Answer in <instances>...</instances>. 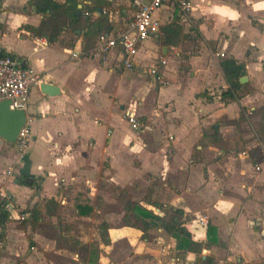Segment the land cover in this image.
I'll list each match as a JSON object with an SVG mask.
<instances>
[{
	"label": "crops",
	"instance_id": "crops-1",
	"mask_svg": "<svg viewBox=\"0 0 264 264\" xmlns=\"http://www.w3.org/2000/svg\"><path fill=\"white\" fill-rule=\"evenodd\" d=\"M28 1L0 0V53L33 67L40 80L26 109L29 148L21 151L0 136V196L8 208L15 204L0 254L10 251L13 232L36 231V240H45V223L33 230L15 221L28 213L24 207L38 205L42 221L104 212L111 242L128 236L134 242L125 264H198L207 257L212 264H264V9L254 8L264 0H211L238 12L223 23L169 0L154 15L160 30L139 43L132 67L120 47L97 53L99 36L88 31L101 14L112 25L109 35L126 29L135 14L132 0H105L91 17L83 13L81 29L66 30L53 43L28 29L44 18ZM78 6L97 5L79 0ZM166 26L179 27L177 43L172 35L163 41ZM228 58L245 67L232 99L223 95ZM42 83L57 85L59 94L43 92ZM127 108L137 128L123 114ZM121 198L167 218L183 211L201 252L180 248L162 228L142 238V230L124 225ZM52 199L57 208L49 214ZM80 204L92 208L84 214ZM209 224L217 242L208 245Z\"/></svg>",
	"mask_w": 264,
	"mask_h": 264
},
{
	"label": "trees",
	"instance_id": "trees-1",
	"mask_svg": "<svg viewBox=\"0 0 264 264\" xmlns=\"http://www.w3.org/2000/svg\"><path fill=\"white\" fill-rule=\"evenodd\" d=\"M104 1L94 0L97 6L80 8L78 6L79 0H65L64 2H59L58 0H29L28 6L38 13H43L44 18L39 26H28V29L36 36L47 38L51 43L56 42L64 31L81 29L84 21V11L94 12L100 9V5ZM88 27V31L94 37H98L102 33L108 34L112 30V25L104 14L91 21ZM162 31L161 37L165 43L171 42L172 37L170 35L173 36L172 42L177 43L179 41V27L166 26L162 28ZM222 68L229 83V89L223 95L226 98H236L238 90L242 87L240 77L245 74V67L242 64H238L235 59L228 58L222 61ZM262 140L264 141V136ZM24 177L31 178V175H25ZM34 182L35 179L33 180ZM33 183L31 182V184ZM28 184L30 183L28 182ZM48 202H52L55 205V209L57 208V204L53 199ZM8 203L9 200L6 198L0 200V241L2 242L6 239V224L10 216ZM123 205L126 212L123 218L124 225L142 230V238H147L152 229L162 228L178 240L180 248L201 252L203 243L193 239L191 232L185 226L187 219H185L183 211L175 210L174 215L171 218H167L136 201L126 199ZM78 206L80 210L85 206L81 210L84 214H87V210L92 208L89 204H80ZM100 231L106 244L111 243L109 224L106 221L101 223ZM207 235L208 245L217 242V228L214 225H208ZM198 264H212V258L200 259Z\"/></svg>",
	"mask_w": 264,
	"mask_h": 264
},
{
	"label": "rangeland",
	"instance_id": "rangeland-1",
	"mask_svg": "<svg viewBox=\"0 0 264 264\" xmlns=\"http://www.w3.org/2000/svg\"><path fill=\"white\" fill-rule=\"evenodd\" d=\"M154 68H156L155 72H153ZM151 71L158 74L157 67H153ZM152 76L150 75V77ZM160 78L162 77L156 76V79ZM123 114L126 115V112ZM150 130L154 131L149 127ZM3 198L4 196L1 195L0 199ZM121 201L122 198L116 204L124 209ZM11 204L15 205L12 202ZM11 204H9V209L12 208ZM38 207V205H34V209L29 206L24 207L26 211L29 210L28 213L19 214L15 221L18 222L19 227L31 226L33 230H36L40 222L45 223V227L48 226L47 230H49L41 231L42 236L46 237L45 240H36V231H28L26 236L15 235L13 232V235L10 234L11 249L7 253L3 251L0 254V264H125L132 257L131 247L134 242L130 236L126 237L127 239L119 238L109 244L104 241L101 231H99V225L106 220L104 212L102 216L95 214L90 219L71 218L67 212L70 216L67 220L55 217L42 221L40 218L43 216ZM108 209L105 208L106 211ZM115 209L114 206L109 211L116 212ZM47 210L49 214L54 212L55 205L52 202L48 203ZM50 223H54L56 231H50ZM117 223V221H113L114 225ZM12 225L14 224L11 223L10 227Z\"/></svg>",
	"mask_w": 264,
	"mask_h": 264
},
{
	"label": "built area",
	"instance_id": "built-area-1",
	"mask_svg": "<svg viewBox=\"0 0 264 264\" xmlns=\"http://www.w3.org/2000/svg\"><path fill=\"white\" fill-rule=\"evenodd\" d=\"M169 0H132L135 8L133 21L129 26L115 35L100 34L96 52H108L120 47L124 52V64L132 67L138 53L139 43L160 30V22L154 16ZM180 8L185 13L192 10L191 0H178ZM93 13L84 11L85 17ZM74 53V56H77ZM163 63L166 61L163 60ZM156 68L153 69V72ZM40 82L34 68L9 54L0 53V101L10 100L12 109L26 110L31 88ZM126 116L134 127H138V118L131 109H126ZM29 129L25 125L19 133L17 143L21 151L29 148ZM12 170H9L11 173Z\"/></svg>",
	"mask_w": 264,
	"mask_h": 264
},
{
	"label": "water",
	"instance_id": "water-1",
	"mask_svg": "<svg viewBox=\"0 0 264 264\" xmlns=\"http://www.w3.org/2000/svg\"><path fill=\"white\" fill-rule=\"evenodd\" d=\"M42 91L49 95L59 94L60 89L53 83H42ZM27 123L23 109H12L10 100L0 101V136L9 143H17L20 130Z\"/></svg>",
	"mask_w": 264,
	"mask_h": 264
},
{
	"label": "clouds",
	"instance_id": "clouds-1",
	"mask_svg": "<svg viewBox=\"0 0 264 264\" xmlns=\"http://www.w3.org/2000/svg\"><path fill=\"white\" fill-rule=\"evenodd\" d=\"M190 7L192 8V12L194 15L197 12H199L200 15L215 14L219 17L221 23L225 22L228 18L235 20L239 15L236 10L228 7L227 5L217 2H211V0H208V2H203V0H201V2H196V0H194ZM254 8L264 9V2L256 3L254 5Z\"/></svg>",
	"mask_w": 264,
	"mask_h": 264
}]
</instances>
